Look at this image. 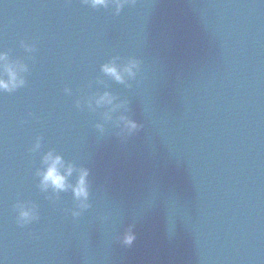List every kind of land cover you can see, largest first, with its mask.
I'll use <instances>...</instances> for the list:
<instances>
[{"label":"water","instance_id":"95a60500","mask_svg":"<svg viewBox=\"0 0 264 264\" xmlns=\"http://www.w3.org/2000/svg\"><path fill=\"white\" fill-rule=\"evenodd\" d=\"M24 78L0 93V264H264V0L89 5ZM49 151L87 208L41 189Z\"/></svg>","mask_w":264,"mask_h":264},{"label":"clouds","instance_id":"9594fccd","mask_svg":"<svg viewBox=\"0 0 264 264\" xmlns=\"http://www.w3.org/2000/svg\"><path fill=\"white\" fill-rule=\"evenodd\" d=\"M84 3L90 4L93 8H107L109 4H114L116 13L119 14L121 9L129 3H134V0H84ZM26 51H33L22 44ZM138 62L130 60L123 67H119L114 61L104 64L101 66V71L104 75L110 77L117 83L124 84L125 78H134L136 70H138ZM29 71L28 66L23 62L16 61L11 62L7 52H0V93H13L20 88H23L26 84L24 74ZM66 92L69 90L66 89ZM114 97L109 93L105 92L96 101L97 106H111L114 103ZM120 105H116L112 108L115 111ZM107 115V114H106ZM110 118V117H109ZM120 121L123 124L124 130L131 134L138 130V125L135 121L130 120L124 116L120 117ZM98 127H100L98 125ZM41 147L40 138H37L32 146V151H38ZM43 171H38L37 175L40 177V187L42 190L49 188L55 192L67 191L71 188L74 198L80 201L81 208H87L88 205L85 203L88 200V182L87 177L89 175L86 169L79 170V177L76 184L73 186L68 183V178L72 176L75 171L74 166L71 164L65 165L63 158L59 155H55L52 151L47 152L42 158ZM18 222L21 226L35 220L37 217L32 208L26 207L25 205H18ZM73 215H79V213H73ZM135 236L131 230L126 233L123 237V244L131 246L134 242Z\"/></svg>","mask_w":264,"mask_h":264}]
</instances>
